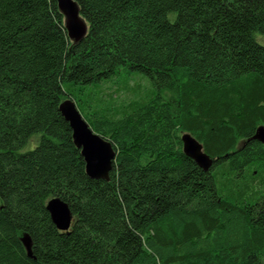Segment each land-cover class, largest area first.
<instances>
[{
    "label": "trees",
    "instance_id": "16d2710c",
    "mask_svg": "<svg viewBox=\"0 0 264 264\" xmlns=\"http://www.w3.org/2000/svg\"><path fill=\"white\" fill-rule=\"evenodd\" d=\"M73 1L77 44L56 0H0V264H264V0ZM67 99L112 145L108 182Z\"/></svg>",
    "mask_w": 264,
    "mask_h": 264
},
{
    "label": "water",
    "instance_id": "95a60500",
    "mask_svg": "<svg viewBox=\"0 0 264 264\" xmlns=\"http://www.w3.org/2000/svg\"><path fill=\"white\" fill-rule=\"evenodd\" d=\"M64 15L65 28L69 40L77 44L86 35L87 25L79 15V10L73 0H56ZM63 119L72 132V140L85 162V172L89 179L109 181V173L115 152L109 141L92 131L84 120L75 103L67 99L59 107ZM252 140L264 145V126H259ZM183 154L190 158L203 172H208L213 160L203 151V147L189 133L181 136ZM46 210L53 225L61 232H68L72 227L73 216L68 205L58 197L47 202ZM27 256L31 258L30 247L25 244Z\"/></svg>",
    "mask_w": 264,
    "mask_h": 264
}]
</instances>
